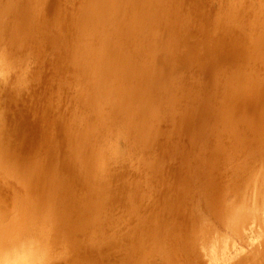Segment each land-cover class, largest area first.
Instances as JSON below:
<instances>
[{
	"label": "rangeland",
	"instance_id": "1",
	"mask_svg": "<svg viewBox=\"0 0 264 264\" xmlns=\"http://www.w3.org/2000/svg\"><path fill=\"white\" fill-rule=\"evenodd\" d=\"M0 246L264 264V0H0Z\"/></svg>",
	"mask_w": 264,
	"mask_h": 264
},
{
	"label": "bare ground",
	"instance_id": "2",
	"mask_svg": "<svg viewBox=\"0 0 264 264\" xmlns=\"http://www.w3.org/2000/svg\"><path fill=\"white\" fill-rule=\"evenodd\" d=\"M198 12V11H197ZM122 14V13H121ZM120 15V14H119ZM125 18V17H124ZM135 18V17H134ZM157 25V24H156ZM196 43V42H195ZM187 45V44H186ZM169 47V46H168ZM146 51V50H145ZM214 51V50H213ZM187 63V62H186ZM160 80H162V79H160ZM185 109V108H184ZM195 109V108H194ZM187 110V109H186ZM195 111V110H194ZM198 116V115H197ZM196 117V116H195ZM170 119V118H169ZM193 119V118H192ZM172 121V120H171ZM174 121V120H173ZM150 122V121H149ZM181 124V123H180ZM176 128V127H175ZM176 130V129H175ZM170 136V135H169ZM252 151V150H251ZM258 157H260V156H258ZM236 158V157H235ZM257 159V158H256ZM239 211V210H238ZM246 213V212H245ZM240 217V216H239ZM226 219V218H225ZM246 219V218H245ZM216 220V219H215ZM222 220V219H221ZM31 221V220H30ZM51 222H52V220H51ZM236 222V221H235ZM223 223V222H222ZM229 223H230V221H229ZM194 225V224H193ZM27 226V225H26ZM225 226V225H224ZM13 227V226H12ZM227 227V226H226ZM44 228V227H43ZM213 228V227H212ZM225 228V227H224ZM38 229V228H37ZM241 229V228H240ZM248 229V228H247ZM39 231H40V229H39ZM210 232V231H209ZM212 232H213V230H212ZM241 232V231H240ZM36 234V233H35ZM28 235V234H27ZM242 235V234H241ZM240 236V235H239ZM19 237V236H18ZM17 237V238H18ZM46 237V236H45ZM15 238V237H14ZM3 239V238H2ZM18 239H20V238H18ZM203 239V238H202ZM206 239H207V237H206ZM43 240V239H42ZM16 241V240H15ZM198 241V240H197ZM207 241V240H206ZM10 242V241H9ZM202 242V241H201ZM207 242H209V241H207ZM6 243V242H5ZM197 243V242H196ZM12 244V243H11ZM14 244V243H13ZM191 246V245H190ZM192 246H194V243L192 244ZM191 246V247H192ZM210 246H212V245H210ZM209 246V244H208V247H210ZM0 248H1V246H0ZM212 248V247H211ZM229 248V247H228ZM4 249V248H3ZM17 249V248H16ZM2 250V249H1ZM215 250V249H214ZM210 251H212L211 249H210ZM2 252V251H1ZM177 252V251H176ZM213 252V251H212ZM215 255V254H214ZM45 256V255H44ZM212 256H213V253H212ZM216 256V255H215Z\"/></svg>",
	"mask_w": 264,
	"mask_h": 264
}]
</instances>
